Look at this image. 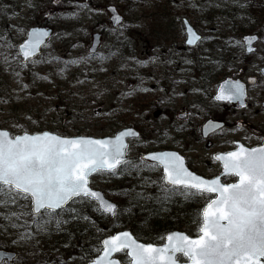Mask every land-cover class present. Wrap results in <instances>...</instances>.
Returning a JSON list of instances; mask_svg holds the SVG:
<instances>
[{"label":"rangeland","instance_id":"obj_1","mask_svg":"<svg viewBox=\"0 0 264 264\" xmlns=\"http://www.w3.org/2000/svg\"><path fill=\"white\" fill-rule=\"evenodd\" d=\"M109 4L123 15L116 26ZM184 15L204 35L194 48H179L186 37ZM31 25H50L53 32L42 52L23 62L18 44ZM96 31L102 40L98 51L90 53ZM255 31L258 51L250 60L243 35ZM192 54L211 65L218 81L244 73L248 62H264V0H0V127L13 136L42 129L103 136L136 123L143 129L142 137L129 145L130 165L115 173H94L90 181L119 205L122 195L128 197L129 212L118 209L110 220L103 219L110 228L102 230L100 221L77 217L76 209L90 207L81 198L71 202V211L67 206L51 216L34 214L27 200L0 205V248L17 251L14 260L0 264H85L99 250L86 255L80 248L78 239L90 241L89 224L105 235L132 228V221L142 222L143 215L137 216L140 206L131 204L146 190L158 189L197 206L213 197L184 195L183 189L162 181L153 184V178L162 177L161 169L141 158L153 125L168 120L166 79L177 67L189 66ZM258 85L264 92V80ZM217 107L227 118L228 105ZM253 118L260 121L262 114ZM230 130L228 125L219 131L217 148L227 146ZM196 214L183 211V223L176 228L197 234L202 218ZM146 228L141 230L150 231Z\"/></svg>","mask_w":264,"mask_h":264},{"label":"snow or ice","instance_id":"obj_2","mask_svg":"<svg viewBox=\"0 0 264 264\" xmlns=\"http://www.w3.org/2000/svg\"><path fill=\"white\" fill-rule=\"evenodd\" d=\"M188 32V44L200 39L190 28ZM46 35L32 33L33 39L22 47L25 60L35 54ZM244 94L243 85L237 83L228 87L227 94L222 87L215 99L239 100L243 106ZM137 135L131 129L115 139L62 138L50 133L12 138L0 132V205L27 200L35 214L51 216L70 201L86 198L99 201L106 212L114 214V206L88 187L89 176L115 173L121 165H130L124 158L125 138ZM144 159L162 166L164 181L183 189L184 195L216 194L202 213L198 238L172 234L163 247H156L138 243L125 232L103 241V255L94 264H119L112 259L118 252L129 257V264H178V253L186 258L185 264H264V147L241 146L215 157L222 161L226 175L237 178L232 184L195 176L175 153Z\"/></svg>","mask_w":264,"mask_h":264},{"label":"flooded vegetation","instance_id":"obj_3","mask_svg":"<svg viewBox=\"0 0 264 264\" xmlns=\"http://www.w3.org/2000/svg\"><path fill=\"white\" fill-rule=\"evenodd\" d=\"M246 12L248 13V11ZM179 48L194 47H189L184 42V45H180ZM257 51V47L251 52L245 50V55L249 58ZM195 61L199 62L196 63ZM201 61L198 55H190L189 66L177 67L166 79L164 87L167 104L165 108H169V110H165L164 115L168 120L161 125H153L154 129L150 131L148 145L143 147L144 151L141 158L154 165L157 162L143 158L145 152L174 150L184 156L186 163L192 170L204 176L213 177L222 170V163L215 159L220 151L235 150L242 144L252 147L264 143V92L258 85L259 81L264 80V62H248L246 70L240 71L244 73H236L226 77L245 83L242 106L239 100L218 101L215 99L219 93L222 80L216 79L215 70L210 67L211 65ZM188 73L190 74L188 75ZM256 88H259V91L255 90ZM218 103L228 105L230 112L227 118L220 113L217 107ZM258 113L262 114V118L260 121H255L253 117ZM208 120H223L225 124L222 128L229 125L231 135L227 146L224 148H217L219 131L222 128H204ZM131 125L140 134L131 139L130 143L134 139H140L143 135L141 123ZM157 166L161 168L158 164ZM222 179L225 182H230L237 178L231 175H223ZM140 238L145 241L163 243L165 234L156 239L147 236ZM120 253L122 252H119L118 255ZM178 257L180 260L186 259L180 254ZM119 258L122 264H129L127 255H119Z\"/></svg>","mask_w":264,"mask_h":264},{"label":"water","instance_id":"obj_4","mask_svg":"<svg viewBox=\"0 0 264 264\" xmlns=\"http://www.w3.org/2000/svg\"><path fill=\"white\" fill-rule=\"evenodd\" d=\"M108 9H109L110 12H111L110 19H111V21H112V24H113V25H117V24H119V23L122 21L123 15L119 13V11L117 10L116 5H114V4H110V5H108ZM117 17L119 18V22H117V20H116ZM183 21H184L185 31H186V34H187V36H186V43L188 44L187 41H188V39L190 38V35H189V32H188V29H189V28H190V29H191V30H192V31H193V32H194V33H195V34L201 39V37H202L201 33H200V32L198 31V29H197V28H196V27L190 22V20H189L186 16L183 17ZM33 32H36V33H47V35L42 37L43 43H41V44L39 45V47L37 48L35 54L32 55L30 59L36 57L39 53H41L43 46L47 43V40H48V39L51 37V35H52L53 27L50 26V25H32V26H30V27L27 29V32H26V36H25V38H24V39L19 43V45H18V49H19V51H20V53H21L22 60H23L24 62L28 61L29 59H28V60H25V59H24V57H23V55H22V47H23V45H25L26 43H28L29 40L33 39V37H32V33H33ZM243 38H244V41H245V46H246V50H247V52H251L252 50H254V49L256 48V46L254 45V43H255V42L258 40V38H259V35H258L257 33H246V34H244ZM250 38H254V39H251V42L249 43V39H250ZM200 39H199V40H200ZM199 40H197L195 43H193V44H189V45L193 46V45H195ZM99 43H100V33H99V32H96V33H94V39H93L92 45H91L90 48H89V49H90V52H95V51L97 50V48H98ZM249 48H251L252 50L249 51V50H248ZM263 71H264V67H263ZM233 83H234V84H237V83H238V84H240V85H243V87H244V93H245V83H244L243 81H241V80H233V79H231V78H227V79H225V80H223V81L221 82V85H220V88H219V93H218V95L220 94V91H221V88H222V87L225 89V93L227 94L228 87L231 86ZM223 124H224L223 121L209 120V121L206 122V124H205L204 127L209 128V129H212V128L221 127ZM129 129L135 131V132L138 134L137 136H139V133H140V132H139L135 127H133V126H124V127H122V128H119L118 130H116L114 134H107V135H103V136H96V135H91V134H62V133H59V132L54 131V130H51V129H43V130H38V131H34V132L24 131V132H22V133H18V134H16L15 136H13V135L11 134L10 130H9L8 128H5V127H0V132H7V133H9V136L12 137V138H15L16 136H23V135H25V134H27V135H39V134H43V133H50V134H53V135L60 136V137H62V138L115 139V137H116L119 133H121V132H123V131H125V130H129ZM129 138H133V137H126V138H125V144L127 145V147H128V144H129ZM241 146H243V147H245V148H247V149H254V148L264 147V143H263V144H260V145H257V146H253V147H249V146H246V145H243V144H242V145H240V146H239L237 149H235V150H230V151H225V152H224V151H221V152H219L217 155H226V154H228V153H230V152L238 151V150L240 149ZM163 153H175V154H177L179 157H181V158L183 159L184 167H185L190 173L194 174L195 176L201 177V178H203V179H205V180H212V179L219 178L221 184H232V183H235V182L237 181V180H236V181L229 182V183L224 182V181L222 180V175L225 174V173H224V169L221 171V173H219L218 175H216V176H214V177H206V176H203V175H201V174H198V173H196L195 171L191 170V168H189V166L186 164V161H185L184 156L181 155V154H179L177 151H174V150H167V149H165V150H158V151H151V152L149 151V152H146V153L144 154V158L149 157L150 155H159V154H163ZM124 158H125V159L128 158L127 150H126V153H125V157H124ZM221 162H222V161H221ZM222 164H223V163H222ZM164 175H165V173H164ZM90 178H91V175L89 176L88 187H89L91 190H93V191L99 193L100 196L102 197L103 201H105L107 204L113 205L114 208H115V212H116V210H117V208H118V203H117V201H115L114 199L110 198V197L105 193V191H104L103 189H100V188H97V187L92 186V185L90 184ZM214 198H215V196H214L212 199H214ZM212 199H211V200H212ZM211 200H210V201H211ZM95 201H96V200H95ZM210 201H208V202L205 204V206H204L203 209H202V213H203L204 209L206 208V206L210 203ZM70 202H71V201H70ZM70 202H69V203H70ZM96 202H97L99 208H100L103 212L109 214L110 216H112V215L115 214V212H114V214H113V213L106 212V211L104 210V206H103L99 201H96ZM66 206H67V205H66ZM32 210H33V206H32ZM57 210H59V209H57ZM33 212H34V211H33ZM125 232L129 233V234H130V235H131V236H132V237H133L138 243H141V244H144V245H153V246H156V247H163V246L167 243V239H166L165 242L162 243V244H156V243H153V242H144V241L138 239V238L136 237L135 233H134L130 228H123V229H120V230H118V231H116V232L110 234V235L105 236V237L101 240V244H102V249H101V251H100L97 255H95V256L93 257V259H91L87 264H94V262H95L100 256L103 255V241H104V240H106V239H110V238H112L113 236H116V235H119V234H122V233H125ZM177 233L187 235L189 238H192V239L198 238V235H199V234H198V235L193 236V235H190L186 230H183V229H173V230H170V231L167 233L166 238H167V236H169V235L177 234ZM16 254H17V252H16L15 250H8V249H5V248H0V261L3 260L4 258H7V259L11 260V259H13V258L16 256ZM112 259L115 260V261H118L119 264H122L120 258L117 257V256H115V253H114L113 256H112ZM177 260H178V264H185V261H181V260H179L178 258H177Z\"/></svg>","mask_w":264,"mask_h":264},{"label":"trees","instance_id":"obj_5","mask_svg":"<svg viewBox=\"0 0 264 264\" xmlns=\"http://www.w3.org/2000/svg\"><path fill=\"white\" fill-rule=\"evenodd\" d=\"M245 28V27H244ZM243 27H241L242 30H244ZM125 165H122V167ZM147 176V175H145ZM162 181L164 182L163 176L161 178H153V184H156L157 182ZM116 190V189H114ZM152 190H146L142 195L139 194L137 196V199L135 202L131 204V206H140L137 209V216L143 215L142 222L138 223V221H132V230L138 235V236H151V239L159 238L162 234L166 233L167 231L176 228L177 226L181 225L183 223L182 214L183 211L185 214H190L192 212V209L195 210L197 213V217L201 218V208L202 206H197L195 203L190 202H182L178 201L172 194L170 193H161L158 189L156 191L151 192ZM125 195H122L119 199L120 205H119V212L124 211L125 213L130 211V207L127 206V200L128 197L124 199ZM88 200V204L90 207L86 209H76L77 210V217L80 219H85L90 217L92 222L94 221H100L102 224L103 219L110 220L111 217L105 213H103L96 202L92 199H86ZM143 201L140 205L139 202ZM72 204L70 203L68 207L70 208ZM122 205V207H120ZM67 208V209H69ZM164 211V213H163ZM91 213V214H90ZM102 230H108L110 228L109 225L107 227H104L105 225H101ZM146 226L147 228L145 230L150 231H144V229L141 230V227ZM94 226L92 223L89 224V230L90 241L88 243H84V240L78 239V241L82 242V245L80 246L81 249H83L84 254H92L96 252L101 243V238L105 235L104 233L97 234L93 231ZM105 228V229H103ZM85 230H83L84 232Z\"/></svg>","mask_w":264,"mask_h":264}]
</instances>
